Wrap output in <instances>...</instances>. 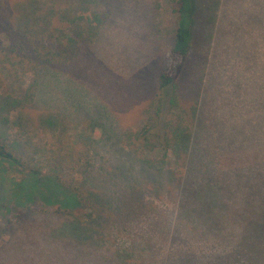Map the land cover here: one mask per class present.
Instances as JSON below:
<instances>
[{
	"label": "rangeland",
	"instance_id": "obj_1",
	"mask_svg": "<svg viewBox=\"0 0 264 264\" xmlns=\"http://www.w3.org/2000/svg\"><path fill=\"white\" fill-rule=\"evenodd\" d=\"M14 1L0 0V51ZM170 1L111 0L98 39L43 69L34 109L69 120L77 151L93 126L92 166L86 181L70 173L71 145L42 132L32 139L41 155L13 134L3 141L20 163L0 158V264H264V0H196L179 76L183 102L199 105L188 168L152 176L122 146L160 93L176 30ZM77 185L97 199L76 211V228L53 211L78 208L68 203Z\"/></svg>",
	"mask_w": 264,
	"mask_h": 264
},
{
	"label": "trees",
	"instance_id": "obj_2",
	"mask_svg": "<svg viewBox=\"0 0 264 264\" xmlns=\"http://www.w3.org/2000/svg\"><path fill=\"white\" fill-rule=\"evenodd\" d=\"M110 3L111 0L13 2L4 25L5 46L0 51V158L20 163L3 142L12 134L23 140L36 155L43 152L41 143H32L38 132L57 137L61 144L71 145L69 141L74 130L69 120L57 111L34 109L43 69L72 62L90 47L106 27V10ZM197 5L196 0L170 1L171 11L176 15V30L173 47L167 54L165 68L160 76V93L150 101L141 125L127 128L122 134L124 149L134 154V159L140 160L143 168L152 176L169 171L177 178L178 172L182 174L188 168L199 105L190 107L183 102L179 76L194 48L192 39ZM90 129L85 128L75 140L82 143L85 149L77 151L75 145H71L65 161L70 166V169H66L70 173L72 170L78 171L85 181L92 166L93 126ZM153 153L160 154L161 159H151L150 154ZM58 179L65 187L69 186L66 179ZM178 180L182 181V176ZM44 184L37 180L35 186L38 188ZM51 186L56 187L54 189L57 191L56 183L51 182ZM48 191L54 192L53 189ZM49 192L41 196L45 202H51ZM74 192L77 201L70 198L68 203H77L78 208L53 212L70 219L77 228L82 224L81 214L76 211L84 210L85 214L86 211H93L97 197L95 199L93 193L91 196L85 195L83 188L78 185Z\"/></svg>",
	"mask_w": 264,
	"mask_h": 264
}]
</instances>
